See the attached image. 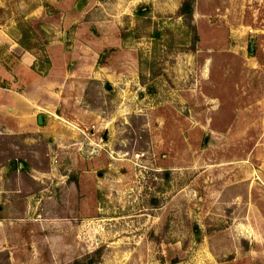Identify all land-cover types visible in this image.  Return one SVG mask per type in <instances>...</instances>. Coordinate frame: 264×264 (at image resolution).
Here are the masks:
<instances>
[{"label":"rangeland","instance_id":"obj_1","mask_svg":"<svg viewBox=\"0 0 264 264\" xmlns=\"http://www.w3.org/2000/svg\"><path fill=\"white\" fill-rule=\"evenodd\" d=\"M58 1L0 0L38 67L66 36ZM182 1L63 3L84 18L66 32L80 87L0 136V167L23 165L0 264H264V0H195V44ZM3 48L0 84L19 90L20 52Z\"/></svg>","mask_w":264,"mask_h":264},{"label":"crops","instance_id":"obj_2","mask_svg":"<svg viewBox=\"0 0 264 264\" xmlns=\"http://www.w3.org/2000/svg\"><path fill=\"white\" fill-rule=\"evenodd\" d=\"M65 1L66 0L58 1V6L64 9V15H62L61 21L58 24H55V27L63 29L66 35V41L65 39H63V41H54L49 46L47 52L49 53L50 59L53 61V64L51 66L38 67V58L35 54L36 52H34L33 50L23 49L20 45L21 36L16 33H14V35L6 26L0 25V48L4 47L3 49H5L6 55L13 52H20V63L16 71L19 78L18 81L14 83V86H18L20 87V89L13 91V89H10L11 87H3V85L0 84V136L27 133L29 131V123L34 122L35 115L38 116L40 113L37 112V109L39 107L53 110V108H55V105H57V102L53 101L52 97L54 95L53 91H55L56 87H63L64 89L60 90V94L56 95L58 98H55L54 100H58L59 103L60 101H62L67 106L70 105V102L72 101L71 98L73 97V95L72 97L68 96V93L71 92L70 88L77 86V88L79 89L80 87V85H77L79 77L73 78V80L75 81H72L71 79L73 76L71 77L70 71L68 69V61L72 59L74 50H71L72 45L69 46V43L67 42L66 32L75 24L81 23L80 21H82V19L84 18H81V20H79L78 18L72 16L71 10L66 8V4H63L65 3ZM67 5L69 6V4ZM54 55L56 59L53 58ZM57 62L58 65H61V67L60 65H57ZM43 72H46L45 76V73ZM0 74L4 75V79L13 78L12 72H10L5 66L3 67L1 63ZM29 74L31 76L34 75L33 78H35L30 82V84L27 81L28 76H30ZM42 83H44V85L46 86L48 95L51 96L45 101L42 100V94L40 90ZM29 87H32L34 89L33 93L29 92ZM77 93L79 94L80 91L78 90ZM79 96L80 95H76V102L78 101V99H80ZM74 101L75 100H73V102ZM35 112L36 114H34ZM64 113L65 112L59 110L58 117L64 119ZM46 118L47 117H45V120ZM15 163H19L16 169ZM12 164L13 165L6 164L0 167V214L6 212V208L12 202V199H14V197H16L18 194L22 193V189H13L7 183L6 178L11 172L19 173L20 169L23 168V165L20 164L19 161L14 160ZM2 202L4 205V209L1 206ZM10 208H12V206ZM5 219L6 217L3 218L2 215H0V231H2L1 227L7 225L5 224L7 223ZM6 242L7 241L5 240L3 244V242L0 240L2 246L8 244V242Z\"/></svg>","mask_w":264,"mask_h":264},{"label":"trees","instance_id":"obj_3","mask_svg":"<svg viewBox=\"0 0 264 264\" xmlns=\"http://www.w3.org/2000/svg\"><path fill=\"white\" fill-rule=\"evenodd\" d=\"M194 8H195V0H183L181 7L179 8L177 12V16L181 17L183 23L187 27H189L188 33L193 31L192 33H194V37H195L194 44H195L199 36L197 35L196 27L194 26V23H193L194 22ZM136 12H137V15H145L146 13L144 6L139 7ZM20 44L26 47V49L31 48L27 45V40H20ZM16 164L17 163H15V168L18 167L19 163L17 165Z\"/></svg>","mask_w":264,"mask_h":264},{"label":"water","instance_id":"obj_4","mask_svg":"<svg viewBox=\"0 0 264 264\" xmlns=\"http://www.w3.org/2000/svg\"><path fill=\"white\" fill-rule=\"evenodd\" d=\"M251 52H253V41L251 42ZM43 122H44V115L43 114H40L38 116V123L39 124H43Z\"/></svg>","mask_w":264,"mask_h":264}]
</instances>
